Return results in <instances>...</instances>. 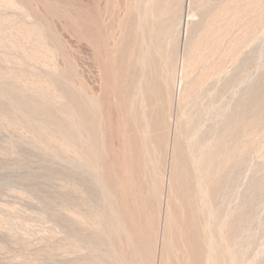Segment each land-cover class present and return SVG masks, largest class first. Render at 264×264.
I'll list each match as a JSON object with an SVG mask.
<instances>
[{
    "label": "rangeland",
    "instance_id": "rangeland-1",
    "mask_svg": "<svg viewBox=\"0 0 264 264\" xmlns=\"http://www.w3.org/2000/svg\"><path fill=\"white\" fill-rule=\"evenodd\" d=\"M180 262L264 264V0H0V264Z\"/></svg>",
    "mask_w": 264,
    "mask_h": 264
},
{
    "label": "bare ground",
    "instance_id": "bare-ground-1",
    "mask_svg": "<svg viewBox=\"0 0 264 264\" xmlns=\"http://www.w3.org/2000/svg\"><path fill=\"white\" fill-rule=\"evenodd\" d=\"M189 20H190V19H189ZM189 20H188V21H189ZM188 26H189V25H188ZM187 31H188V30H187ZM157 37H158V36H157ZM155 43H156V42H155ZM186 59H187V58H186ZM122 63H123V62H122ZM115 64H116V63H115ZM115 66H116V65H115ZM185 66H186V65H185ZM118 67H119V66H118ZM127 67H128V66H127ZM182 67H183V66H182ZM131 70H132V69H131ZM109 71H110V70H109ZM181 71H182V70H181ZM183 72H184V70H183ZM181 73H182V72H181ZM180 76H181V75H180ZM158 88H160V87H158ZM179 88H180V87H179ZM150 89H151V88H150ZM154 94H155V93H154ZM245 108H246V107H245ZM162 109H163V108H162ZM126 111H127V110H126ZM162 111H163V110H162ZM133 112H134V111H133ZM160 112H161V111H160ZM237 113H239V112H237ZM243 113H244V111H243ZM245 113H246V112H245ZM243 116H244V115H243ZM241 117H242V116H241ZM246 117H247V116H246ZM198 119H199V118H198ZM244 119H245V117H244ZM225 120H226V119H225ZM227 120H228V119H227ZM228 121H229V120H228ZM230 121H231V120H230ZM194 122H195V121H194ZM225 122H226V121H225ZM198 123H200V122L198 121ZM226 123H227V122H226ZM228 123H229V122H228ZM230 123H231V122H230ZM238 123H239V122H238ZM242 123H243V121L241 122V124H242ZM244 124L247 125L248 123H247V122H246V123L244 122L243 125H244ZM190 125H191V124H190ZM197 125H198V124H197ZM220 125H222V124H220ZM189 127H190V126H189ZM192 127H193V125H192ZM197 127H198V126H197ZM227 128H228V127H227ZM227 128H226V129H227ZM224 129H225V127H224ZM226 129H225V130H226ZM225 130H224V131H225ZM219 131H220V130H219ZM225 132H226V131H225ZM223 134H224V133H223ZM226 134H227V133H226ZM224 135H225V134H224ZM197 139H198V138H197ZM223 139H224V138H223ZM176 141H177V140H176ZM198 141H199V139H198ZM214 142H215V141H214ZM234 142H235V140H234ZM234 142H233V143H234ZM198 143H199V142H198ZM224 143H225V142H224ZM218 144H219V143H218ZM207 145H211V143H210V144H207ZM215 145H216V144H215ZM229 145H230V144H229ZM180 147H181V146H180ZM180 147H179V148H180ZM201 147H202V145H201ZM201 147H200V148H201ZM211 147H212V146H211ZM216 147H217V146H216ZM216 147H215V149L218 150V148H216ZM231 147H232V146H231ZM197 148H198V147H197ZM204 148H206V147H204ZM181 149H182V147H181ZM201 149H202V148H201ZM208 149H209V148H207V150H208ZM195 150H196V149H195ZM209 150H210V149H209ZM180 151H181V150H180ZM212 151H213V150H212ZM226 151H227V150H226ZM193 152H194V151H193ZM203 152H204V151H203ZM206 152H207V151H206ZM220 152H222V151H220ZM223 152H224V151H223ZM223 152H222V155H223ZM228 152H229V151H228ZM228 152H227V153H228ZM199 153H200V152H199ZM208 153H209V151H208ZM208 153H207V154H208ZM212 153H213V152H212ZM215 153H217V152H215ZM179 154H180V153H179ZM207 154H206V155H207ZM209 154H210V153H209ZM219 154H220V153H219ZM136 155H137V154H136ZM183 155H184V154H183ZM200 155H201V154H200ZM222 155H221V156H222ZM228 155H229V154H227V156H228ZM195 156H196V155H195ZM203 156L205 157L204 153H203ZM208 156H209V155H208ZM225 156H226V155H225ZM174 157H175V156H174ZM199 157H201V156H199ZM210 157H211V156H210ZM215 157H216V156H215ZM223 157H224V156H223ZM176 158H177V157H176ZM182 158H184V157H182ZM212 158H213V157H212ZM138 159H139V158H138ZM203 159L205 160V158H203ZM206 159H207V158H206ZM218 159H221V157L219 158V156H218ZM224 159H225V158H224ZM177 160H178V159H177ZM177 160H176V161H177ZM216 160H217V158H216ZM216 160H215V161H216ZM215 161H214V162H215ZM226 161H227V160H226ZM201 162H202V160H201ZM201 162H200V164H201ZM214 162H211V161H210L211 164L214 163ZM227 162H229V161H227ZM205 163H206V162H205ZM207 163H208V162H207ZM218 163H219V162H218ZM137 164H138V163H137ZM214 164H215V163H214ZM186 165H187V164H186ZM202 165H204V164H202ZM206 165H209V164H206ZM224 165H225V163H224ZM183 166H184V165H183ZM213 166H214V165H213ZM221 166H222V165H221ZM135 167H136V166H135ZM137 167H138V166H137ZM200 167H201V165H200ZM214 167H215V166H214ZM216 167H217V165H216ZM216 167H215V171H216ZM218 167H219V165H218ZM218 167H217V168H218ZM222 167H223V166H222ZM133 168H134V167H133ZM178 168H179V167H178ZM198 168H199V167H198ZM203 168H204V167H203ZM208 168H209V167H208ZM225 168H226V167H225ZM176 169H177V167H176ZM176 169H175V170H176ZM181 169H182V168H181ZM183 169H184V168H183ZM187 169H188V167H187ZM206 169H207V168H206ZM206 169H204L205 172H207ZM131 170H132V169H131ZM138 170H140L139 167H138ZM173 170H174V169H173ZM222 170H223V169H222ZM176 171H177V170H176ZM184 171H185V170H184ZM187 171H188V170H187ZM187 171H186V172H187ZM199 171H200V169H199ZM208 171H209V170H208ZM130 172H131V171H130ZM186 172H185V175H186ZM209 172H210V171H209ZM139 173H140V171H139ZM207 173H208V172H207ZM217 174H218V170H217ZM219 174H220V172H219ZM136 175L138 176L139 174H136ZM200 175H201V171H200ZM189 176H190V175L187 174V177H188V178H189ZM206 176H207V175H206ZM201 177H202V175H201ZM207 178H208V177H207ZM135 179H136V178H135ZM137 179H138V178H137ZM174 179H175V178H174ZM210 179H211V178H210ZM172 180H173V178H172ZM175 180H176V179H175ZM218 181H219V180H218ZM185 185H186V184H185ZM187 185H188V183H187ZM170 186H171V185H170ZM177 187H178V186H177ZM172 188H173V187H172ZM178 188H179V187H178ZM219 189H221V188H219ZM177 192H178V191H177ZM126 194H127V193H126ZM190 195H191V194H189V196H190ZM181 196H182V195H181ZM189 196H188V197H189ZM170 199H171V197H170ZM183 199H184V198H183ZM195 199H196V198H195ZM190 201H191V200H190ZM185 202H186V201H185ZM131 203H132V201H131ZM170 203H171V202H170ZM183 203H184V201H183ZM169 205H170V204H169ZM188 205H189V204H188ZM191 206L193 207V209H196V208H194V207H196V206H193V205H191ZM191 206H189V207H191ZM173 207H174V206H173ZM175 207H176V206H175ZM171 208H172V206H171ZM187 208H188V207H187ZM172 209H173V208H172ZM172 209H171V210H172ZM191 209H192V208H191ZM197 209H198V208H197ZM201 209H202V208H201ZM199 210H200V209H199ZM199 210H198V211H199ZM202 210H203V209H202ZM168 211H169V209H168ZM195 211H196V210H195ZM195 211H192V212L195 213ZM172 212H173V211H172ZM175 212H177V210H174V214H175ZM168 213H169V212H168ZM168 213H167V214H168ZM189 214H190V213H189ZM197 214H200V213H197ZM201 214H203V211H202ZM190 215H191V214H190ZM168 216H169V215H168ZM173 216H174V215H173ZM175 216H176V215H175ZM169 217H171V216H169ZM173 218H174V217H173ZM153 219H154V218H153ZM170 219H171V218H170ZM178 219H180V218H177V219H175V220L179 221ZM188 219H189V217H188ZM166 221H167L166 224L168 225V224H169V218H168ZM166 221H165V222H166ZM177 221H176V226H174V227H177ZM190 222H192V221H190ZM197 222H198V221H197ZM170 223H171V226H172L173 221L170 222ZM194 223H195V222H194ZM164 224H165V223H164ZM173 224H174V223H173ZM188 224H189V222H188ZM169 225H170V224H169ZM169 225H168V227H169ZM185 226H186V225H185V223H184V226H183L184 230L180 227V228L183 230V231H182L183 233H185V232H184V231H185ZM191 226H192V225H191ZM193 226H194V224H193ZM189 227H190V226H189ZM189 227H188V228H189ZM198 227H199V226H198ZM166 228H167V227H166ZM191 228H192V227H190V229H189L190 231H191ZM164 229H165V228H164ZM168 230H169V228H168ZM172 230L174 231L175 229H172ZM166 231H167V229H166ZM175 232H176V230H175ZM178 232H179V231H178ZM202 232L204 233L203 229H202ZM190 233H191V232H190ZM194 233H196V232H194ZM194 233H193V235H194ZM165 234H166V233H165ZM170 234H171V233H170ZM177 234H180V233H177ZM196 235H198V234L196 233ZM179 236H180V235H179ZM202 236H203V234H202ZM169 237H170V236H169ZM169 237H168V238H169ZM165 238H166V236H165ZM172 238H173V237H172ZM169 239H170V238H169ZM179 239H181V238H179ZM200 239H201V238H200ZM165 240H166V239H165ZM167 240H168V239H167ZM167 240H166V241H167ZM170 240H171V239H170ZM183 240H184V239H182V241H183ZM176 241H178V240H176ZM182 241H181V242H182ZM185 241H186V240H185ZM201 241H202V240H201ZM166 244H167V242H166ZM171 244H172V243H170V246H171ZM174 244H175V242L173 241V245H174ZM176 244H177V242H176ZM176 244H175V245H176ZM178 244H179V243H178ZM180 244H181V243H180ZM188 244H189V243H188ZM192 244H193V243H192ZM199 245H200V244H199ZM166 246H167V245H164V248H166ZM176 246H177V245H176ZM176 246H175V248H180V245H179V247H176ZM169 248H170V247H169ZM183 248H184V245H183ZM187 248H188V246H187ZM199 248H200V247H199ZM179 250H180V249H179ZM193 250H194V249H193ZM197 250H198V249H197ZM164 251H165V250H164ZM168 251H169V250H168ZM187 252H188V251H187ZM192 253H193V252H192ZM187 254L189 255V254H191V253L188 252ZM191 255H192V254H191ZM199 255H200V254H197V255H196L197 258H200V257H198ZM189 257H191V256L189 255ZM192 258H193V257H192ZM180 260H182V257H181V256H180ZM188 260H189V258H188ZM199 260H200V259H199ZM185 262H186V261H185ZM180 263H181V262H180ZM182 263H183V261H182ZM182 263H181V264H182ZM189 263H193V262L190 261ZM184 264H185V263H184Z\"/></svg>",
    "mask_w": 264,
    "mask_h": 264
}]
</instances>
